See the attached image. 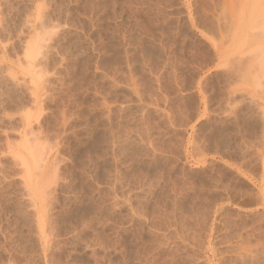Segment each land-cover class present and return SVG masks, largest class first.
I'll return each mask as SVG.
<instances>
[{"label": "rangeland", "instance_id": "obj_1", "mask_svg": "<svg viewBox=\"0 0 264 264\" xmlns=\"http://www.w3.org/2000/svg\"><path fill=\"white\" fill-rule=\"evenodd\" d=\"M0 264H264V0H0Z\"/></svg>", "mask_w": 264, "mask_h": 264}, {"label": "bare ground", "instance_id": "obj_2", "mask_svg": "<svg viewBox=\"0 0 264 264\" xmlns=\"http://www.w3.org/2000/svg\"><path fill=\"white\" fill-rule=\"evenodd\" d=\"M39 47H40V46H39ZM37 161H38V160H37ZM41 162H42V161H39V162H38V165H37L38 167H39V165L41 164ZM43 162H44V161H43ZM42 164H43V163H42ZM39 168H41V167H39ZM39 168H38V169H39ZM49 168H51V167H44V168H42V169L39 171L40 174H41V176H42V177H41V178H42V183L45 182V178H47V180H49L48 178H50V177H49V175H50L49 172H51V170H50ZM52 171H54V170H52ZM37 172H38V171H37ZM55 172H56V171H55ZM43 179H44V180H43ZM47 183H48V182H47ZM40 184H41V183H40ZM39 187H41V188H40L41 190H38V192H39V191H42V193H43L44 190H45V187H46L45 184L42 185V186L39 185ZM49 189H50V187H49ZM49 189H47V190H49ZM47 190H46V191H47ZM49 191H50V190H49ZM39 193H40V192H39ZM45 193H46V192H45ZM36 195H37V194H36ZM39 195H40V194H39ZM44 195H45V194H44ZM37 197H38V195H37Z\"/></svg>", "mask_w": 264, "mask_h": 264}]
</instances>
